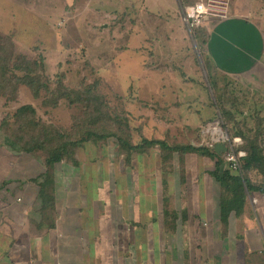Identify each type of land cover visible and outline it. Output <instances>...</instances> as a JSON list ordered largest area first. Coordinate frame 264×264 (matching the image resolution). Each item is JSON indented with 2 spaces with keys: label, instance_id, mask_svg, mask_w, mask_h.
Returning a JSON list of instances; mask_svg holds the SVG:
<instances>
[{
  "label": "crops",
  "instance_id": "0c3cea01",
  "mask_svg": "<svg viewBox=\"0 0 264 264\" xmlns=\"http://www.w3.org/2000/svg\"><path fill=\"white\" fill-rule=\"evenodd\" d=\"M76 1L88 3L89 10L104 18L132 13L139 21L161 20L171 35L183 36V51L190 52V39L201 57L206 85L192 78L202 86L192 105L195 115L182 123L186 130L202 132L210 112L222 117L216 90L231 93L244 87L239 97L246 100L251 92L264 99V0H224L230 15L199 29L188 25L184 10L206 0ZM143 67V75L135 77L138 86L159 76L152 65ZM189 93L179 90L178 99L181 94L180 100L189 99ZM143 128L148 139H163L148 137ZM13 151L3 136L0 264H264V193L250 192L240 183L234 190L224 188L212 174L216 164L207 172L182 174L185 179L178 188H56L53 203L46 207L40 186L43 158ZM250 179L259 182L262 177L253 172Z\"/></svg>",
  "mask_w": 264,
  "mask_h": 264
},
{
  "label": "rangeland",
  "instance_id": "374dc122",
  "mask_svg": "<svg viewBox=\"0 0 264 264\" xmlns=\"http://www.w3.org/2000/svg\"><path fill=\"white\" fill-rule=\"evenodd\" d=\"M87 4L82 1L78 4L76 0H0V32L12 36L16 55L45 61V75L53 81V87L57 78H64L66 86L76 89L85 81L97 83L110 107L123 116L128 112L136 143L144 136L143 126L148 137H161L173 146L193 143L197 147H208L213 129L221 126L216 124L219 119L228 129L232 128L224 115L219 118V113L212 112L209 113L212 114L210 121L205 123L206 126H213L210 135H205L204 131L203 134L201 129L188 131L183 127L185 124L182 125L196 112V106L193 108L192 105L196 103L194 97L197 98L198 87L202 85L195 83L194 79L197 77L206 85L201 73V57L193 50L189 38L186 43L190 52L183 51L180 48L183 36L178 35L179 32L171 35L161 20L151 21V24L139 21L132 13H118L117 17L104 18L103 13L89 10ZM140 25L145 27L136 28ZM137 30L141 33L135 36L134 31ZM144 65L146 68L152 65L150 69L157 70L159 76L151 83L145 78L138 86L135 77L143 75ZM179 90L189 91V99L180 100L182 94L178 99ZM242 90L231 92L236 93L235 98H238L236 107L247 117L254 116L255 111L261 118L264 117V99L260 98V94L249 92L245 100L239 97L244 95ZM225 93L231 94L227 90ZM47 97L46 93L34 96L28 85L21 86L16 100L0 97V125L4 118L7 119L20 145L27 143L26 132L24 136L22 133L16 135L17 127L22 125L18 123L20 120L25 128L33 122L40 123L46 130L54 125L70 131L75 117L80 116V109L70 105L66 99L59 105H53ZM25 106H33L36 115L29 116L27 111L22 115L20 111ZM243 121L244 117L237 116L234 128L238 127L237 123L242 127ZM166 127L169 130L165 131ZM4 132V129L0 130V141L6 136ZM234 137L241 138L240 146L244 144L242 136ZM13 152L16 156L25 154L16 150ZM205 156L198 151H189L183 156L176 153L171 161L164 164L161 151L155 146L144 154L134 153L129 161L115 139L87 142L77 150V163L64 162L57 166L60 173L57 188L89 191L178 188L182 187L181 181L185 179L186 172L192 176V173L196 175L213 168L215 160L206 156L207 162L205 160L204 163ZM91 199L96 198L91 196Z\"/></svg>",
  "mask_w": 264,
  "mask_h": 264
},
{
  "label": "trees",
  "instance_id": "16d2710c",
  "mask_svg": "<svg viewBox=\"0 0 264 264\" xmlns=\"http://www.w3.org/2000/svg\"><path fill=\"white\" fill-rule=\"evenodd\" d=\"M202 37L205 38L204 34ZM15 50L12 36L0 32V97L16 100L21 86L28 85L36 97L46 93L47 99L53 105H59L63 99H66L70 105L80 109V116L75 117L73 128L70 131L62 130L54 125L48 127V131L43 129L40 123L33 122L25 128L22 127L24 125L22 120L18 121L22 125L17 127L16 135L22 133L24 136L26 132V145L25 143L20 145L18 138H14L13 127L10 123L7 124V119L4 118L0 125V129L5 130L6 140L11 147L25 154L38 155L41 159L43 158L45 172L44 181L40 186L46 207L53 203V192L57 188L60 174L57 166L65 164L64 162L77 163L76 153L82 144L105 142L110 139L117 141L129 161L134 153L144 154L155 146L161 151L164 164L171 161L176 153L183 156L189 151H198L215 160L216 168L212 174L224 188L234 190L240 183V187L243 186L250 192L264 193V117L261 118L257 111L254 112V116H245V112L236 107L238 98H235V94H231L227 99L226 90L222 93L216 90L218 104L220 103L219 109L226 117V122H231L233 128L228 129L225 126V129L231 137L239 135L244 139V144L238 148L246 153L241 158L242 170L237 173L239 175L233 176L236 172L224 169L222 155L210 147H197L192 143L173 146L168 140L148 139L145 136H142V140L136 143L128 112L123 116L117 112V109L110 107L97 83L85 81V84L76 89L66 86L64 78H57L54 82L56 86L53 87V81L45 75L44 60L41 62L21 54L16 55ZM229 100L233 108H229ZM26 111L29 116H35L37 112L33 106H25L20 113L25 115ZM237 116L244 117V121L242 127L239 126L240 123H237L238 127L234 128ZM230 130H232V135ZM253 172H257L262 177L259 182H253L250 179V174ZM225 202L228 201L225 200Z\"/></svg>",
  "mask_w": 264,
  "mask_h": 264
},
{
  "label": "built area",
  "instance_id": "2783aa9c",
  "mask_svg": "<svg viewBox=\"0 0 264 264\" xmlns=\"http://www.w3.org/2000/svg\"><path fill=\"white\" fill-rule=\"evenodd\" d=\"M229 15V3L224 0L201 1L185 7L184 10V19L192 28L209 27L216 19L227 18ZM216 124L221 125L222 121L219 120ZM212 127L208 125L203 128L206 129L202 130V132L204 131L206 133L205 135H210V131L213 129ZM218 127L213 129L210 141L207 143L208 147L214 149L217 143L225 144L227 150L221 153L223 167L224 169L239 173L242 170L241 158L246 154L244 151L238 150L242 140L238 137H231L222 125ZM262 255L264 257V248L262 249Z\"/></svg>",
  "mask_w": 264,
  "mask_h": 264
},
{
  "label": "water",
  "instance_id": "95a60500",
  "mask_svg": "<svg viewBox=\"0 0 264 264\" xmlns=\"http://www.w3.org/2000/svg\"><path fill=\"white\" fill-rule=\"evenodd\" d=\"M215 151L218 153V154H221L222 151H226L227 150V146L225 144H222V143H217L215 145Z\"/></svg>",
  "mask_w": 264,
  "mask_h": 264
}]
</instances>
